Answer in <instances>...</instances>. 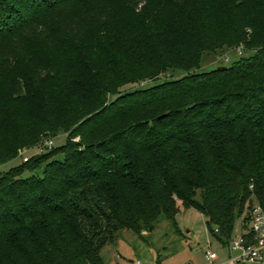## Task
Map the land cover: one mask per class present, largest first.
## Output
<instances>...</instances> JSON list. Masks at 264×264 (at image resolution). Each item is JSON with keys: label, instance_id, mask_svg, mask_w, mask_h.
Wrapping results in <instances>:
<instances>
[{"label": "trees", "instance_id": "obj_1", "mask_svg": "<svg viewBox=\"0 0 264 264\" xmlns=\"http://www.w3.org/2000/svg\"><path fill=\"white\" fill-rule=\"evenodd\" d=\"M60 130L0 172V264H107L125 230L181 233V206L227 242L264 204V0H0V164Z\"/></svg>", "mask_w": 264, "mask_h": 264}, {"label": "rangeland", "instance_id": "obj_2", "mask_svg": "<svg viewBox=\"0 0 264 264\" xmlns=\"http://www.w3.org/2000/svg\"><path fill=\"white\" fill-rule=\"evenodd\" d=\"M253 51H246L243 46L232 49L225 48L206 52L203 55L199 72L210 71L214 68L232 64L241 56H250ZM179 70H171L164 73L155 80H147L135 84H127L121 90H133L143 88L163 82L167 79H174L183 76ZM70 132L60 130L55 134L42 136L36 144L24 145L19 148L18 157L0 164V172L5 173L20 166L25 159H31L40 154V150L45 143L53 141L54 147L62 146ZM74 140H79L76 137ZM46 152V151H45ZM61 157V155L59 156ZM43 171L42 168L36 170L38 174ZM31 173L26 171L24 176ZM245 215L236 219V234L241 231L242 220ZM178 226L181 233L175 231L171 222L162 215L156 224L154 231L144 232V238L132 231L125 230L115 245L107 246L103 250V255L107 264H220L227 260L228 249L220 246L219 239L214 234L215 225H208L207 218L201 211L194 207H180L176 215ZM211 249L218 252L220 258L215 262L209 261L206 251ZM230 264V263H224Z\"/></svg>", "mask_w": 264, "mask_h": 264}, {"label": "built area", "instance_id": "obj_3", "mask_svg": "<svg viewBox=\"0 0 264 264\" xmlns=\"http://www.w3.org/2000/svg\"><path fill=\"white\" fill-rule=\"evenodd\" d=\"M52 146L51 140L45 143L40 152L48 151ZM27 160L28 158L25 159ZM244 215L240 233L236 234L235 225L234 232L227 242L219 241L223 249L229 250L227 260L220 264H264V204L254 200ZM216 231L219 230L216 228ZM206 254L208 260L212 262L220 258L218 252L211 249H208Z\"/></svg>", "mask_w": 264, "mask_h": 264}, {"label": "water", "instance_id": "obj_4", "mask_svg": "<svg viewBox=\"0 0 264 264\" xmlns=\"http://www.w3.org/2000/svg\"><path fill=\"white\" fill-rule=\"evenodd\" d=\"M218 68H219V69H220V68H225V66H222V67H218ZM162 116H164V115H162Z\"/></svg>", "mask_w": 264, "mask_h": 264}]
</instances>
